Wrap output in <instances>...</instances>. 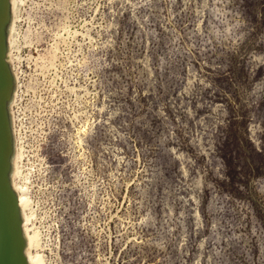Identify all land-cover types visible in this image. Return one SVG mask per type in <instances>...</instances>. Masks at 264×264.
I'll use <instances>...</instances> for the list:
<instances>
[{
  "label": "rangeland",
  "instance_id": "rangeland-1",
  "mask_svg": "<svg viewBox=\"0 0 264 264\" xmlns=\"http://www.w3.org/2000/svg\"><path fill=\"white\" fill-rule=\"evenodd\" d=\"M24 1L8 61L30 252L264 264V0Z\"/></svg>",
  "mask_w": 264,
  "mask_h": 264
},
{
  "label": "bare ground",
  "instance_id": "bare-ground-1",
  "mask_svg": "<svg viewBox=\"0 0 264 264\" xmlns=\"http://www.w3.org/2000/svg\"><path fill=\"white\" fill-rule=\"evenodd\" d=\"M19 2L22 0H0V264H43L45 261L42 262L43 256L39 252H30L42 240L38 241L40 234L30 233V216L25 214L29 206L26 195L28 189L25 184L18 182L24 173L20 164L25 155L17 147L13 114L19 87L18 76L8 59L13 57L10 53L15 43V20L18 17L16 10ZM19 58L15 59L19 61Z\"/></svg>",
  "mask_w": 264,
  "mask_h": 264
}]
</instances>
